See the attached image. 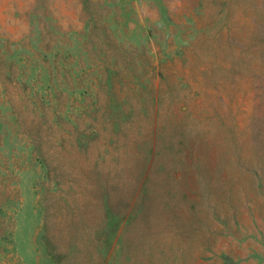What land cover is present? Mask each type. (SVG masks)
<instances>
[{
	"label": "rangeland",
	"instance_id": "rangeland-1",
	"mask_svg": "<svg viewBox=\"0 0 264 264\" xmlns=\"http://www.w3.org/2000/svg\"><path fill=\"white\" fill-rule=\"evenodd\" d=\"M0 264H264V0H0Z\"/></svg>",
	"mask_w": 264,
	"mask_h": 264
}]
</instances>
